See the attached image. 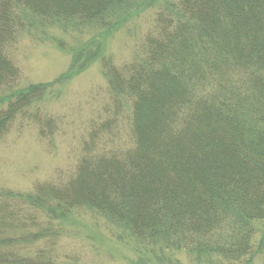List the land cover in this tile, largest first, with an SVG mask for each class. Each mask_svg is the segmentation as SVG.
<instances>
[{
    "label": "trees",
    "instance_id": "1",
    "mask_svg": "<svg viewBox=\"0 0 264 264\" xmlns=\"http://www.w3.org/2000/svg\"><path fill=\"white\" fill-rule=\"evenodd\" d=\"M148 11L151 29L114 65L106 39ZM33 31L70 61L21 85L12 49ZM96 61L110 105L75 168L28 191L0 186V264L64 263L75 213L134 243L135 264H182L171 252L251 264L264 252V0H0V138L15 124L52 138L48 104ZM124 113L129 140L114 145Z\"/></svg>",
    "mask_w": 264,
    "mask_h": 264
},
{
    "label": "rangeland",
    "instance_id": "2",
    "mask_svg": "<svg viewBox=\"0 0 264 264\" xmlns=\"http://www.w3.org/2000/svg\"><path fill=\"white\" fill-rule=\"evenodd\" d=\"M149 12L129 21L106 39L104 53L113 59L114 65L119 67L128 62L134 48L151 29L154 14ZM56 33L70 41L67 34ZM11 59L20 70V84L23 85L52 81L68 68L70 55L57 48L51 39L42 40L39 32L33 31L17 40ZM109 105L107 82L96 61L67 80L61 96L48 104L47 111L56 123L52 138L41 136L37 127L29 125L19 129L18 124L0 138V186L28 191L37 182L53 179L56 174L70 173L81 154L82 141L88 138L90 122L98 121L100 110ZM119 121V138L114 140V145H123L129 140L125 134V113ZM98 146L102 148L103 144ZM73 217L76 222L71 226L76 231L61 244L66 256L61 264H135L137 249L134 243L117 240V232L109 223L87 213H75ZM256 227L257 240L262 234L264 218ZM171 254L182 264H197L195 257L185 252ZM251 264H264V252Z\"/></svg>",
    "mask_w": 264,
    "mask_h": 264
}]
</instances>
